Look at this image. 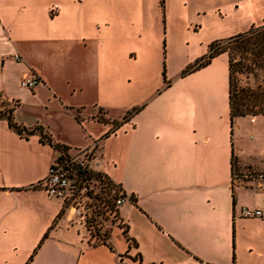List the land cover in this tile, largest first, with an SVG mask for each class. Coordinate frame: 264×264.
I'll use <instances>...</instances> for the list:
<instances>
[{"label": "crops", "instance_id": "crops-1", "mask_svg": "<svg viewBox=\"0 0 264 264\" xmlns=\"http://www.w3.org/2000/svg\"><path fill=\"white\" fill-rule=\"evenodd\" d=\"M125 17L138 28L110 29ZM144 21L141 14L116 11L109 0H0V109L14 107L17 123L41 126L72 150L96 142L100 160L95 169L131 201L125 209L119 207V215L135 241H126L118 229L106 243L90 242L62 202L35 186L56 158L54 147L38 132L19 134L3 118L0 264L209 263L187 246L181 224L189 215L203 224L193 199L202 202L204 210L203 202L211 200L214 188H232L235 169L241 171L236 151L243 152V147L233 138L241 125L236 120L240 116L233 122L230 118L228 54L170 80L156 73L143 77L135 94L133 77L127 76L126 88L117 90L105 68L116 60L137 62L146 48ZM112 31L128 43H109ZM236 34L209 42L199 59L208 55L210 43ZM28 70L40 77L31 89L20 84ZM137 84L134 76L132 86ZM119 106L126 112L115 114ZM244 176L251 179L249 173ZM247 180L242 186L247 187ZM256 184L264 191L262 180ZM240 207L235 197L220 212L222 232L230 233L229 220L235 238L250 231L253 221L264 224L260 218L241 216Z\"/></svg>", "mask_w": 264, "mask_h": 264}, {"label": "rangeland", "instance_id": "rangeland-1", "mask_svg": "<svg viewBox=\"0 0 264 264\" xmlns=\"http://www.w3.org/2000/svg\"><path fill=\"white\" fill-rule=\"evenodd\" d=\"M109 1L114 2L116 11L141 14V17L145 19L146 28L143 35L146 48L140 51L136 63L129 65L116 60L105 68L107 75L111 72L112 81L117 90L126 88L124 78L126 79L127 76L133 77V84L134 76L138 77L139 84L131 85L133 94H135L134 89L139 90L143 77L150 78L155 73L157 77L166 80L173 79L175 76L179 77L190 65L207 53L209 42L215 38L243 32L252 26L255 28L246 34L243 41L224 40L218 46L219 49L227 50L226 53L230 54L235 88L239 89L243 86H250L256 90L264 88V26H262L264 25V0ZM79 19L80 16L77 15L76 21ZM124 19L125 22L122 19L118 21V27L115 24L116 21L111 22L110 29L114 31L113 28L118 29L124 26L131 28L132 32V28H138V26L131 25L126 17ZM101 28L103 31L107 30V27ZM113 33V38L109 40V43L118 44L120 47L128 43L127 40H122L121 34ZM136 36L131 42H135ZM244 41L248 43L246 51L240 49V43ZM119 107L115 110V114L126 112L123 111V107ZM236 120L241 127L239 130H234L233 138L236 146L238 143L242 145L243 152L236 151L241 171L238 172L237 168L235 169L233 187H215L211 200L207 201L205 198L203 202L204 210L202 202L194 198L193 202L197 207L200 206L199 212L205 221L199 224L191 220L189 215L186 217L187 221L181 224V229L186 231L185 243L191 251L209 263L264 264V224L251 222L249 229L255 232L254 236H251L248 230L235 238L233 225L229 220L226 224H228L230 233L224 234L221 230L224 221H222L220 212L226 203L230 202L232 205L235 197L237 204L241 207H259L264 211V191H261L256 184L258 179L264 184V114H258L253 118L248 115L240 116ZM244 173L251 174V179L247 180ZM245 180H247V187L242 186ZM130 202L126 198L122 204L123 207L125 206L123 209ZM119 214L118 209L112 220L110 217L106 218L104 214L100 216L98 226H96L100 238L106 229L114 233L120 229L125 240L128 241L126 237L130 235L124 234L125 226L121 220L122 215ZM260 219L264 221V218ZM256 233H259V236ZM239 240L242 244H239ZM259 249L263 251L259 252ZM186 252L189 254L190 250L186 249Z\"/></svg>", "mask_w": 264, "mask_h": 264}, {"label": "built area", "instance_id": "built-area-1", "mask_svg": "<svg viewBox=\"0 0 264 264\" xmlns=\"http://www.w3.org/2000/svg\"><path fill=\"white\" fill-rule=\"evenodd\" d=\"M20 60V56H14ZM207 56L202 58L198 64L204 63ZM40 81V77L33 70L25 72L20 84L25 88H33ZM98 144L96 142L85 147L74 148L68 151V156L60 161L54 160L50 165L48 174L35 186L43 188L48 196L59 199L62 209L71 212L72 222L94 234L92 239L97 238L96 226L102 214L112 220L117 210L126 199V194L117 186L118 198L115 202L103 198L107 186L104 181L95 178L96 164L99 162ZM102 173V172H101ZM104 174V173H103ZM240 215L246 218H264V211L260 208L243 206ZM93 232V233H92Z\"/></svg>", "mask_w": 264, "mask_h": 264}, {"label": "trees", "instance_id": "trees-1", "mask_svg": "<svg viewBox=\"0 0 264 264\" xmlns=\"http://www.w3.org/2000/svg\"><path fill=\"white\" fill-rule=\"evenodd\" d=\"M262 26H264V25H262ZM252 29L253 28H250L249 31L236 34V35H234V36H232L226 40H229V41L241 40V41H243L242 39H244L246 34L248 32H250V30H252ZM221 42L222 41H214V42L210 43L209 53L207 55V60L205 62H207L212 57L227 51V50L219 49L218 45ZM240 45H241L240 49H242L243 51H246L248 49V43H246L245 41H244V43L243 42L240 43ZM205 62L198 64V60L195 61L194 64L190 65L183 72V74L189 73V72L199 68L200 66L204 65ZM228 62H229L230 118H231L232 122H233L234 117H237V116L264 114V88H262L261 90H256L255 88H251L250 86H243V88H239V89L235 88L236 84L233 81L229 52H228ZM13 108L14 107L0 109V119L6 118L8 120L9 126L11 128H13L15 131H17L19 134L28 136V135H31L33 133L38 132L40 134V139L43 142L51 144L54 147V149L56 150L57 155H56L55 160L60 161L61 159H64L68 156V151L71 148H69L68 146L61 144L59 142H55L49 134L44 132V130L41 126H35L32 128H29V127H26L22 124L17 123L13 119ZM135 110H138V108H136ZM135 110H133V111H135ZM124 119H127V115H125ZM94 174H95L94 175L95 178H98L99 180L104 181V183H106L107 188L103 193V198H106L108 200V202H110V201L115 202V200L118 198V195H119L118 190H117L118 187L113 184L112 180L107 175H105L101 172H97ZM115 210H116L115 214H117V212H118L117 208ZM84 231L87 234V236L89 237V239L91 240L90 242H92L93 244H97L100 242L106 243L110 237V234H111V230L106 229L104 232V235L101 236V238H100L99 231L96 230L97 238L92 239V236L94 234H90V232L88 230L87 231L84 230ZM123 232H124V234L127 233L126 226L124 227ZM126 238L131 243H135V241L131 237H126ZM201 264H212V263H201Z\"/></svg>", "mask_w": 264, "mask_h": 264}]
</instances>
